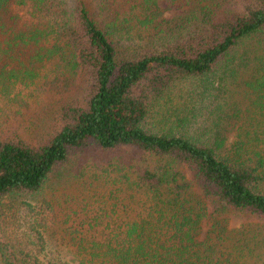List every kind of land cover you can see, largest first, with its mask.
I'll use <instances>...</instances> for the list:
<instances>
[{"label":"trees","instance_id":"obj_1","mask_svg":"<svg viewBox=\"0 0 264 264\" xmlns=\"http://www.w3.org/2000/svg\"><path fill=\"white\" fill-rule=\"evenodd\" d=\"M128 1L0 0V209L125 147L80 264H264V0ZM32 223L0 227L2 264H71Z\"/></svg>","mask_w":264,"mask_h":264},{"label":"rangeland","instance_id":"obj_2","mask_svg":"<svg viewBox=\"0 0 264 264\" xmlns=\"http://www.w3.org/2000/svg\"><path fill=\"white\" fill-rule=\"evenodd\" d=\"M94 16L99 13H123L131 1L128 0H84ZM107 9H102L103 7ZM1 105V98H0ZM139 158L132 150L119 147L109 150L91 149L71 157L60 169L53 171L41 190L23 195L6 196L2 203L7 209H0V227L31 228L45 237L49 249L61 252L71 264H80L70 249V231L86 220L102 204L107 195L111 180L121 173L128 172L125 161ZM26 202V203H24ZM51 206L50 208L46 207ZM4 220V223H3ZM258 225L254 219L240 217L236 224ZM0 264H2L0 260Z\"/></svg>","mask_w":264,"mask_h":264}]
</instances>
